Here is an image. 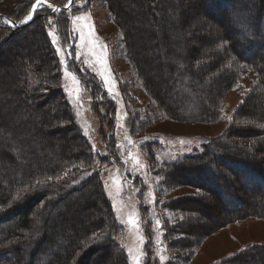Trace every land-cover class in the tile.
Segmentation results:
<instances>
[{
  "label": "trees",
  "instance_id": "1",
  "mask_svg": "<svg viewBox=\"0 0 264 264\" xmlns=\"http://www.w3.org/2000/svg\"><path fill=\"white\" fill-rule=\"evenodd\" d=\"M106 1L121 30L129 65L165 118L200 123L218 121L225 96L239 88L246 69L250 68L254 73L224 135L207 139L200 152L163 165L160 171L166 190L190 187L198 192L164 204L173 213L171 217L163 218L164 242L169 250L177 251L165 264H175L174 261L187 264L210 232L239 220L264 218V0H180L183 8L177 6L176 20L188 22L189 13L193 11L201 14L205 23L213 21L216 25L213 36L209 35L208 28L203 34L197 33L194 38L199 44L194 46L182 36V42L190 48L187 61L178 60L180 74L177 78V71L167 65L171 82L167 90L174 93L176 88L179 92L177 99L172 101L158 95L153 90L158 87L143 73L144 69L138 63V59L143 63L142 57L131 41L134 28L127 24L121 1ZM33 2L0 0V38L5 35L0 46L21 33L34 37L32 44L22 47L27 55L24 52L17 54V62L10 64L9 69L16 72L15 77L10 80L8 76L0 75V94L3 95L2 90L7 87L16 102L22 104L24 112L39 113L41 124L52 126L66 141L57 146V157L49 156L42 152L50 145L49 138H40L48 134L44 127L35 129L31 139L23 138L20 119L11 122L18 133L20 131V135H16L6 131V117L0 116V264H129L126 252L116 240L119 225L111 202L99 174L92 172L96 155L64 94L62 65L45 32L43 17L52 16L61 20L62 28L69 34L70 21L63 16L69 10H52L64 6L68 0H50L45 10H37L24 27L13 28L3 23L6 18L19 22L26 9L30 11ZM164 2L146 0L145 9L158 12L159 19L168 18L162 11ZM180 3L175 2V5ZM159 36V41L164 42L163 32ZM163 48L165 52L171 49ZM30 72L37 77L34 84L28 80ZM92 79L87 80L102 89ZM4 84L6 86L2 87ZM102 95L103 91H100V102H110L108 111L112 114L111 99ZM16 160H21L19 167ZM88 172L90 174L86 176ZM82 190L87 194L84 195ZM90 194L98 197V209L87 213L79 226L72 225L71 235L60 232L55 239L51 238L46 223L56 214L53 204L68 196V204L63 205L61 211L63 215H59L65 224L64 215L78 205L80 198L87 201ZM208 198L211 201H207ZM199 203L202 207L199 208L217 219L204 230L196 225L202 221L195 206ZM175 216L180 220L175 221ZM63 239L66 247L62 252L51 253L42 247L56 248L57 240ZM218 264H264V244L252 245Z\"/></svg>",
  "mask_w": 264,
  "mask_h": 264
},
{
  "label": "rangeland",
  "instance_id": "2",
  "mask_svg": "<svg viewBox=\"0 0 264 264\" xmlns=\"http://www.w3.org/2000/svg\"><path fill=\"white\" fill-rule=\"evenodd\" d=\"M35 1L37 0L33 3ZM49 1L45 0L43 6L38 5V11L45 10ZM120 1L128 20L127 24L134 28L131 41L142 57L143 63L140 59L138 63L144 69L143 73L158 87H152L158 95H163V98L167 96L171 101L176 100L178 90L175 88L174 93L167 90L171 83L167 65L173 66L172 70L177 71L178 60L187 61L190 47L182 42V36L194 46L195 43L199 44L194 38L195 35L205 33L208 28L209 35L213 36L216 24L209 20L212 24L210 27L211 24L205 23L201 14H195L193 11H189L188 22L176 20V8H183L180 0H163L165 2L162 11L168 18L161 19L158 18V12L155 14L145 9L146 0ZM175 2L180 4L175 5ZM31 9H26L20 21ZM68 10L63 16L69 18V34L62 28L61 20L58 21V17L52 16L43 17L45 32L58 63L62 65L61 86L64 94L72 104L77 124L96 155L92 172L99 174L105 194L111 202L119 225L116 240L126 252L129 264H165L177 251L169 250L164 242L163 218L173 215L164 204L176 197L198 192L190 187L166 190L162 185L164 179L160 171L164 168L163 165L200 152L207 139L224 135L240 105L242 92L253 81L254 73L250 68L246 69L239 88L225 96L221 106V118L218 121L200 123L165 118L149 99L126 59L123 36L108 9L107 1L75 0ZM162 32L165 35L164 42L159 41ZM4 37L5 35L0 40ZM33 42L34 37L26 33L2 42L0 75L13 79L16 72L10 71V64L17 62V54L24 52V55H27L22 47ZM163 47L171 49L165 52ZM179 72L177 71L175 78ZM36 78L33 72L29 73L28 80L32 84ZM91 78L102 89L87 80ZM5 86L4 84L2 87ZM2 91L4 93L0 94V116L6 117V131L17 135V128L11 123L15 119L21 121L19 127L24 130V133L21 132L23 138L31 139L35 129L44 127L48 134H43L40 138H49L50 145L49 149H42V152L57 157V146L66 139L54 131L52 126L41 124L39 113L24 112L22 104L16 102L7 87ZM100 91H103L102 96L111 99L114 106L112 114L108 111L110 102H100ZM10 102H16L17 105ZM18 134L20 135V131ZM4 141L7 142V139ZM33 148L36 151V146ZM20 161L16 160L18 167ZM89 174L88 172L85 175ZM82 191L84 195L87 194ZM97 198L93 194L89 195L87 201L80 198L78 205H74L69 213L64 215L65 224L59 215H63L61 211L63 205L68 204V196L58 204L54 203L56 214L46 223L51 230V238L55 239L60 232L71 235L72 225L79 226L87 213L96 207L98 209ZM206 200L211 201L209 198ZM201 203L195 205L202 218L196 225L200 226V230H204L217 219L207 215L201 209ZM57 211L60 212L57 214ZM178 220L180 219L175 221ZM56 244V248H48L46 245L42 247L51 253L62 252L63 247H66L64 239L57 240ZM256 244H264V218L251 217L232 222L206 235L187 264H218ZM176 262L174 261L175 264Z\"/></svg>",
  "mask_w": 264,
  "mask_h": 264
},
{
  "label": "snow or ice",
  "instance_id": "3",
  "mask_svg": "<svg viewBox=\"0 0 264 264\" xmlns=\"http://www.w3.org/2000/svg\"><path fill=\"white\" fill-rule=\"evenodd\" d=\"M73 2H74V0H69V4H71V3H73ZM44 3H45V0H37L36 3H33L32 6H31L32 11L29 12V14H28L27 16H25V18H24L22 21H20V23H22V24H26V23H28L29 21H31V20L33 19V14L38 10V7H37V6H38V5L43 6ZM67 6H68V5H65V7H67ZM48 7H49V8H52V5L49 4ZM52 10H53V12L58 11V9H55V8H53ZM3 23L6 24V25L11 26V27H13V28L16 27V24H15L14 22H12V21H10V20H7V19H5V20L3 21Z\"/></svg>",
  "mask_w": 264,
  "mask_h": 264
},
{
  "label": "water",
  "instance_id": "4",
  "mask_svg": "<svg viewBox=\"0 0 264 264\" xmlns=\"http://www.w3.org/2000/svg\"><path fill=\"white\" fill-rule=\"evenodd\" d=\"M75 1V0H74ZM37 1H35V3H36ZM74 3V2H73ZM73 3H71V4H69V0H68V2L65 4V5H68L67 7H65V5L64 6H62V7H55V9H58V10H63V11H65V10H68L70 7H71V5L73 4ZM31 11H32V9H31ZM35 14V13H34ZM34 14H33V16H34ZM0 16H2L1 14H0ZM7 20H10V21H12V22H14L15 24H16V27H14V28H20V27H24V26H26V25H28L31 21H29L28 23H26V24H22V23H20V21L19 22H17V21H14V20H11V19H9V18H6Z\"/></svg>",
  "mask_w": 264,
  "mask_h": 264
}]
</instances>
